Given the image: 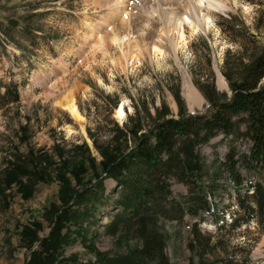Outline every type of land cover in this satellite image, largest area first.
I'll list each match as a JSON object with an SVG mask.
<instances>
[{
    "label": "rangeland",
    "instance_id": "1",
    "mask_svg": "<svg viewBox=\"0 0 264 264\" xmlns=\"http://www.w3.org/2000/svg\"><path fill=\"white\" fill-rule=\"evenodd\" d=\"M222 1L226 8L211 10L212 25L193 33L185 29L186 45L175 55L164 44L165 56L159 64L144 58L121 69L108 56L103 58L100 51L83 45V24L89 21L88 16L100 13L93 2L0 0V94L9 82L16 83L19 93L18 100L0 103V264H25L33 250L41 249V238L52 226L53 210L63 204V183L56 176L61 164L68 160L70 168L72 158L83 157L88 166L87 153L96 160L101 158L88 129L101 143L114 131V123L124 124L131 114L139 113L144 123L150 122L147 113L154 114L156 107L166 104L176 116L177 97L187 111L203 110L208 101L197 85L200 81L214 79L218 90H229L228 83L227 87L217 85L216 70L222 74L226 49L241 50L242 43L247 49L264 44V0ZM231 16L237 23L235 29L240 26L237 36L224 29ZM134 20L138 27L145 23L140 16ZM244 30L253 33L257 41L247 42L248 37L241 36ZM154 31L148 33L150 38ZM113 46L110 52L118 56ZM185 81H191L203 97L191 108ZM68 89L76 92L82 123L56 103ZM121 103L125 110L122 122L114 116ZM212 144L202 147L210 170L225 149L224 140ZM42 165L44 177L39 175ZM16 175L18 180L13 179ZM66 175L71 185L78 186L69 169ZM258 176L264 179V172ZM19 180L29 188L23 189ZM112 184L110 178L105 179V192ZM171 186L176 195L185 191L181 182L173 181ZM231 191V187H221L213 196L218 209H227V221L236 208ZM91 209L89 221L80 222L87 229L85 237L74 231L78 224L65 223L71 232L58 257L95 262L99 250L115 260L139 255L145 264H264V230L260 231L254 220L233 230H218L207 215L194 234L186 225L187 217L180 224L143 216L126 219L115 215L117 208L109 199L102 207ZM27 226L37 230L38 237L32 242L24 233ZM216 236L223 238L224 248L212 246Z\"/></svg>",
    "mask_w": 264,
    "mask_h": 264
},
{
    "label": "trees",
    "instance_id": "2",
    "mask_svg": "<svg viewBox=\"0 0 264 264\" xmlns=\"http://www.w3.org/2000/svg\"><path fill=\"white\" fill-rule=\"evenodd\" d=\"M225 21L224 29L237 36L240 26L235 29V18L231 16ZM242 32L241 36L248 37L247 42L257 41L253 33ZM241 47L234 51L226 49L224 54L221 72L229 91L218 90L214 79L197 83L208 101L203 110L187 111L177 97L176 116L166 104L156 107L154 114L147 113L150 122L144 123L139 113L131 114L124 124L114 123V131L101 143L87 130L101 158L96 160L87 153L88 166L83 157L76 156L71 159L74 162L70 168L68 160L61 164L56 176L63 183V204L53 210L52 226L41 238V249L33 250L25 264H145L139 255L115 260L99 250L95 262L58 257L71 232L65 223L78 224L74 231L85 237L87 229L80 222L89 221L91 208L102 207L107 199L117 208L115 215L126 219L143 216L180 224L187 217L186 225L194 234L198 222L207 215L212 216L218 230H233L252 220L260 231L264 230V179L258 176L264 172V44L247 49L242 43ZM18 98L16 83L5 84L0 103ZM220 140H224L225 149L210 170L202 147L207 143L215 146ZM82 146L88 150L86 143ZM46 158L48 163L52 162ZM44 166L39 170L42 177L46 172ZM67 169L78 186L71 185ZM89 169L91 172L85 174ZM106 178L113 184L105 192ZM173 181L185 185L180 195L174 193ZM21 182L23 189L29 188ZM221 187H231L230 194L236 201L229 221L225 217L227 209H218L213 198ZM72 206L78 209H71ZM24 233L31 242L38 237L32 226H27ZM223 243V238L216 236L212 246L224 248Z\"/></svg>",
    "mask_w": 264,
    "mask_h": 264
},
{
    "label": "bare ground",
    "instance_id": "3",
    "mask_svg": "<svg viewBox=\"0 0 264 264\" xmlns=\"http://www.w3.org/2000/svg\"><path fill=\"white\" fill-rule=\"evenodd\" d=\"M86 2L87 4L93 2L94 8H99L100 13L96 17L88 16L89 21L83 24V45L100 51L103 58L108 56L110 61L121 69H126L129 64L133 66L144 58L159 64L165 56L164 44H167L175 55L179 48L182 49L186 45L185 29L193 33L198 29L208 28L213 24L211 10L226 8L222 0H150L148 3L147 0H86ZM136 16L145 21L141 27L135 23ZM155 22L157 25H154ZM152 28H155V35L150 38L148 33ZM113 45L118 56L110 52ZM56 65V61H53V66ZM216 74L217 85L227 87L222 74L218 70ZM184 89L190 108L194 103L200 104L203 100L191 81H185ZM75 94V90L68 89L56 103L76 122L82 123L84 116L76 103ZM114 116L118 121H123L125 118L123 103L115 108Z\"/></svg>",
    "mask_w": 264,
    "mask_h": 264
},
{
    "label": "water",
    "instance_id": "4",
    "mask_svg": "<svg viewBox=\"0 0 264 264\" xmlns=\"http://www.w3.org/2000/svg\"><path fill=\"white\" fill-rule=\"evenodd\" d=\"M263 79H264V77H263ZM190 111V110H189Z\"/></svg>",
    "mask_w": 264,
    "mask_h": 264
}]
</instances>
